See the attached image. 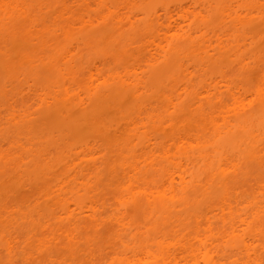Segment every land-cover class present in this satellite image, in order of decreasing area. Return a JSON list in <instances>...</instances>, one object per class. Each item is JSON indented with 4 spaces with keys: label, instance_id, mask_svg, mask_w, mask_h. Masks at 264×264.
Here are the masks:
<instances>
[{
    "label": "rangeland",
    "instance_id": "rangeland-1",
    "mask_svg": "<svg viewBox=\"0 0 264 264\" xmlns=\"http://www.w3.org/2000/svg\"><path fill=\"white\" fill-rule=\"evenodd\" d=\"M28 1L36 7L42 0ZM105 1L115 5L126 2ZM132 1L144 8L151 2ZM53 7L48 14L36 9V22H48L58 5ZM68 7L72 18L90 12L72 2ZM145 18V15H140V19ZM216 20L217 16L213 14L212 22ZM8 22L1 21L0 33L12 24L20 25L19 20L7 25ZM223 32L238 37L239 41L230 39L222 44L208 42L205 46L200 41L181 43L178 50L181 49L180 52L188 55L187 60L181 53H175L168 60L167 56H160L152 67H146L144 63L149 58V53L152 55L153 52L146 48L150 43L146 45L148 42L145 39L150 40L156 33L146 24L135 31L128 27L118 31L109 22L106 27L95 25L81 34L85 37L100 35L103 39L106 36L112 37L110 40H60L43 45L14 37L0 46V207L7 205L14 214L9 218L7 214L0 212V264H86L90 253L97 259L95 264L113 263L115 255L110 254H119L124 247L118 240H114V236L120 234V228L111 223L110 218L104 216V221H99V226H94L93 221L83 218L79 230L75 229L76 232H73L76 237L73 244L59 245L64 241L62 237L58 239V245L48 244L51 233L55 232L54 226L40 228L37 223L48 218L53 203L33 200L51 189L61 187V190H65L64 187L67 186L65 191L69 197L74 195L73 199L77 202L88 203L89 200H94L102 204L104 201L109 210L110 204H114L110 191L117 195L122 190L118 187L119 183H127L120 179L124 166H127L126 161L130 165L139 166L138 177L145 175L150 186L156 184L163 173L160 171L153 175L150 170L147 171L144 167L145 159L142 160L143 154L139 150L145 138L157 142L156 145L164 140L156 131L160 127L159 122L138 120L135 135L128 130L123 131L122 125L125 117L137 119L139 110L151 102L156 111L163 112V85L172 79L174 81L171 82L169 91L173 97V106L170 107L167 103L173 121V133L170 135L174 139L183 137V141H187L188 137L189 142L192 140V148L189 150V162H186L185 156L181 162L180 155L176 154L178 157L174 156L175 167L176 162H181L182 167L178 165L179 170L178 166L168 169L174 174L176 188L180 187V177L184 176V172H187L184 177L188 178L191 174L197 175L201 183L193 187L187 186L189 202L182 207L169 208L167 217L163 220L151 216L143 218L140 207H129L130 220H135L133 222L138 223L143 231L134 242L138 244L140 241L144 246L153 243V224H158L165 235L170 233L169 236H172L181 215L203 211L209 203H217L226 194L232 197L249 190L256 193L263 190L264 151L257 153V147L263 144L261 147L264 149V75L259 72L261 67L264 68V26L255 20L250 25L239 26L237 29L226 26L222 29L221 33ZM134 37L138 42L143 41L144 46L141 43L130 46L129 41ZM134 47L136 52L139 50L137 56L140 58L141 69L144 67L143 73L140 72L139 93L134 95L133 85H120L116 81H119L118 78L97 89L98 81L91 82L90 75L100 82L103 77L112 75L122 77L121 75L127 74L130 79L129 71L126 74L124 72L137 60V57L133 59L130 56ZM182 62L185 64L184 71L190 69L194 82L189 83L190 74L187 76L180 73ZM170 69L169 79L167 75L161 77L160 74H166ZM137 75L139 77V73ZM106 81L109 83V80ZM199 83L205 86L204 96L201 94L205 100L202 97L195 98L194 94L199 92V87L196 88ZM190 84H193L192 88L188 89ZM31 89L32 92L35 91L34 94ZM195 90L197 91L194 92ZM217 92L219 94L215 97ZM46 96L56 101L51 100L53 102L49 103ZM38 97L45 99H38L40 103L37 101ZM194 100L201 101V109L195 111L198 109L195 108L191 114L189 106L194 104ZM11 115L19 117L12 120ZM191 119L200 126L194 127L195 124L190 123ZM191 132L195 134L194 140L190 139L194 138ZM250 133H254V139L252 135V139L249 137ZM83 142L91 143L93 148L87 151L79 147ZM171 144L173 142L168 143L170 149L173 148ZM179 144L182 145L181 142ZM174 145L177 142L175 144L174 141ZM140 162L144 165H139ZM162 165L167 168L165 162ZM62 182L66 186L63 183V187ZM124 187L128 188L127 184ZM257 197L261 199L259 195ZM19 209L21 212L23 210L25 217L21 216V212L18 214ZM243 213L245 209L241 206L234 217ZM212 221L215 233L225 235L227 226L217 219ZM187 222L192 226V219ZM256 230L264 234V216L257 223ZM244 233L249 234L247 230ZM263 234L257 235L261 243H264ZM124 242L130 244L132 241L126 237ZM43 243L47 245L42 246ZM7 245L11 248L8 255L3 251ZM259 255L264 260V250Z\"/></svg>",
    "mask_w": 264,
    "mask_h": 264
},
{
    "label": "bare ground",
    "instance_id": "bare-ground-1",
    "mask_svg": "<svg viewBox=\"0 0 264 264\" xmlns=\"http://www.w3.org/2000/svg\"><path fill=\"white\" fill-rule=\"evenodd\" d=\"M170 1L171 2H167V0H151V2L144 8L141 4L132 0H126V2L120 5H115L113 3L108 4L105 0H42L36 7L28 0H0V23L2 20L9 21L7 25L16 20H19L20 23L18 26L12 24L10 27L6 28V31L0 33V46L8 41V39H13L14 37L23 41L39 42L43 45L46 42L55 43L60 40L64 42H91L97 41L98 39L110 40L112 37L108 38V36H106L103 39L100 35L85 37L81 34L86 29L92 28L95 25L106 27L109 22H112L118 31H121L125 27L135 31L138 30L142 24H146L150 30L153 29L156 33V35L150 40L145 39V42H148L146 45L150 43L146 48L152 49L150 51L153 52L152 55H150L151 52L149 51V58H147V60L145 59L146 61H144V63L146 67H152L155 62H158L157 60H159L158 58L160 56H163L164 58L167 56L168 60V57L175 53H181L183 58L187 60L188 55L184 52H180L181 49L178 50V46L181 43L189 44L194 41H200L205 46L208 42L222 44L224 41H230V39L238 42V37L225 34L226 32L221 33L222 29L226 26H231L232 28L237 29L239 26L244 27L250 25L255 20L264 26V0H253L252 2L249 0ZM70 2L80 4L84 9L90 12L87 15L72 18L68 7ZM54 5H58V8L51 14V19L48 22L45 20L36 22V9H38L40 13L44 12L48 14L54 8ZM213 14L217 16V20L212 22ZM140 15H145L146 18L140 19ZM142 42L143 41L138 42L136 37L129 41L130 46H137V44H142ZM150 45H153V47L151 48ZM142 46H144V44H142ZM155 50H157V52H155ZM138 53L139 50L137 52L136 49L132 51L130 54L131 58L134 59L137 57V60L131 68H127L125 70L126 72H124L126 74L129 71L128 77L130 76V79L127 78V74L121 75L122 77H120V75H112L110 76L111 79L110 77H103L102 82H100V80L95 79L94 77L91 78L90 75V81H93L94 83L95 81H98V83L96 82L97 89H101L102 87L111 84L110 80L118 78L119 81H116L120 85H127V83L132 84L133 94L137 95L140 88V72L143 73L144 71V67L141 69L142 65L140 64ZM182 63L184 64V62ZM182 63L180 64L181 67H179L180 73L187 76L190 74L189 77H191L192 73H190V69L184 71L185 64L183 66ZM171 71L172 70L170 69V72L167 71L166 74L160 75L161 77L167 75V78L169 79ZM263 71L264 68L261 67L259 72L264 75ZM137 73H139V77ZM191 78L189 79V83L190 81L191 83L194 82L193 77ZM106 79L109 80V83ZM172 81L174 80L172 79ZM172 81H168L165 86L163 85L164 89L161 94L162 101L165 104L163 112L159 113L156 111L151 102L139 110L137 119L125 117L122 125L123 131H129L135 135L134 130L136 131L138 120L143 122L144 119H149L151 123L159 122L160 127L156 131L159 135L164 137V140L156 145L155 143L157 142L145 138L139 151L143 154V157L141 158L142 160L145 159L144 162H146V164L144 165L140 162L139 165H144L145 169L147 168V171L150 170L153 175H156L161 171L163 174L160 180L153 186H150L145 180V175H142L141 177L137 176L139 166L134 164L130 165L126 161L125 165L127 164V166H124L121 175L122 178L120 177V179L122 181L126 180L127 183L125 181L122 182L123 184L119 183L118 187L122 190L119 192L118 189L119 193L117 195H114L110 191L109 195L112 196L114 204H110L109 210L108 206H105L104 201L102 204H100L99 201L94 200H89L88 203L77 202L73 199L74 195L69 197V194L65 191L67 186L62 182V185L64 183L66 186L65 188L63 185L65 190H61V187L56 190L51 189L33 200V202L43 201L45 203H53V206L50 207V210L52 209V211L48 218H43L44 221L37 224L40 228H51L53 225L55 232L60 234V236H58L53 232L54 230H52L54 234L51 233L50 239L47 241L48 244H57L60 237H62L64 241H62V244L60 242L59 245H64V243L73 244L76 240L74 235L76 232L75 229L79 230L83 218L93 221L92 224L94 226H99V221H104V216H107L106 218H110L109 220L111 223H114L120 228V234L117 233L114 236V240H118L124 247V250L119 254H110V256L115 255L112 264H264V260L259 258V254L264 250V243H261V240L257 237V235H262L263 232L260 230L257 232L256 230L257 223L260 219L262 220L264 216V183L263 190L257 193L254 190H249L232 197L226 194L217 203L214 201L211 204L209 203L203 211H191L183 214V216L181 215L178 224L174 227V230L171 233L172 236H169L170 233L165 235L162 233L158 224H156V226L153 224L151 227L155 236L153 243L144 246L140 241H138V244L134 242V240H138L140 234H143V231H141V226L138 223L133 222L135 220H130L128 216L129 207L132 209L135 206H138L137 208L135 207L136 209L140 207L139 211H142L141 214L143 218L151 216L152 218L163 220L167 217V211L169 208L182 207L189 202L190 198L186 192L187 186L192 185L191 187H193L195 185H200L201 183L197 175L191 174L189 175V178L186 176L187 179L184 177L187 175V172H184V176L180 177V187L176 188L174 186V174L168 169L173 166L172 169L176 168L178 165L181 166V162L185 157L186 162H189V150L192 148V140L189 142L188 137L186 138L187 141H183V137H178L176 140L170 135L173 133V121L167 103L168 106H173L171 103L173 97L170 96V85ZM192 85L190 84L187 88H192ZM202 85L203 83H199L198 86H196V88L199 87V89L197 88L199 92L195 90L194 92H197L194 95L195 98L201 99L202 97V99L205 100V97H203V89L205 86ZM228 88L229 87H227V89ZM30 91L32 92L33 90L31 89ZM32 93L34 94L35 91ZM201 94H203V96ZM218 94L219 92L215 93L214 96L217 97ZM199 95L200 97H198ZM34 96H36V94ZM47 97L50 100L49 102V100L46 99L49 103H52L55 100L52 98L50 99L49 96H46L45 98ZM43 98L44 97H38L37 101L40 99L43 101L45 99ZM51 100L53 101L51 102ZM47 101L44 102L48 105L49 103H47ZM80 102L83 101L80 100ZM193 102L194 104L189 106L191 114L193 109L198 108L195 109V111L201 109L200 100H196V102L194 100ZM194 105L196 106L194 107ZM24 114L27 113L24 111ZM14 115L10 116L12 120L19 117L18 115ZM191 120L190 123H193L192 125L195 124L194 127L196 126V128H198V126H200V124ZM191 133L194 138L190 139L194 140L195 134L193 132ZM188 135L189 134H187V136ZM251 135L252 133L249 134V137L252 139L253 136L254 139V133L252 136ZM171 136L172 139L170 138ZM190 136L192 137L191 134L189 137ZM174 141L175 144L177 142V145H174ZM172 142L173 144H171V146L173 145V148L171 147L170 149L168 143ZM179 142H181L182 145L184 142L185 145L182 146ZM189 143L191 145H188ZM262 145L263 144L258 146L259 148L257 147V153L259 154L264 151L263 147H261ZM167 146H169V148ZM79 147L85 148L87 151H90L93 148L89 142H83ZM187 149L188 151H186ZM176 154L180 155L179 158L182 160L181 162H176L177 164L175 167L174 159L175 157H178ZM162 162L167 164V168H163ZM180 166L177 167V170H179ZM132 182L134 183L132 184ZM126 184L128 188L125 189L124 186H126ZM137 184L139 187H137ZM139 184H141V187ZM87 194H89V191ZM203 195L204 194H202V196ZM258 195L261 199H258ZM54 206H56L55 209ZM241 206L244 207L245 213L241 216L238 215V217L235 218L234 216L237 215L238 208ZM216 211H218V213H216ZM0 212H4L9 218L14 216L7 205L0 207ZM20 212L21 209L18 210V214H20ZM21 216L25 217L23 210ZM189 219H192L193 221L192 226L187 222ZM213 219H217L221 224L227 226L225 235L219 236L215 233ZM245 230H247L249 234L246 235L244 233ZM240 233L243 234L240 235ZM126 237L131 239L132 242L130 244L124 242ZM46 245V243L42 244V246ZM3 251L8 255L11 253V248L7 245ZM96 260L95 255L90 253L85 262L86 264H95ZM51 264L55 263L51 262Z\"/></svg>",
    "mask_w": 264,
    "mask_h": 264
}]
</instances>
